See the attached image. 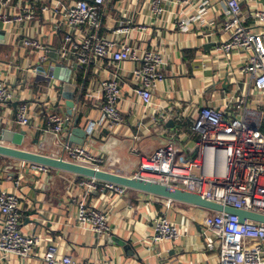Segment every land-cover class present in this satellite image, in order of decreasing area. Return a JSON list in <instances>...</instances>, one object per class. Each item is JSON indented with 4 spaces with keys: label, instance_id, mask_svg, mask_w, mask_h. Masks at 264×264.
<instances>
[{
    "label": "crops",
    "instance_id": "0c3cea01",
    "mask_svg": "<svg viewBox=\"0 0 264 264\" xmlns=\"http://www.w3.org/2000/svg\"><path fill=\"white\" fill-rule=\"evenodd\" d=\"M56 1L11 0L6 11L8 15H17L20 8L30 6L37 18L31 23L0 25V32H4L3 43H0V80L6 82L13 94V100L0 107V135L4 130L25 131L24 150L59 158L64 155V146L69 144L68 127L58 138L43 131L47 128L49 114L70 117L65 102L58 104L52 87L62 83L52 81L49 85L44 77L35 74L34 70L42 65L49 68L50 63L44 61L47 53L31 50L23 42L25 38H32L58 53L62 36L60 16L52 11ZM63 1L71 4L76 0ZM149 1L109 0L101 10L100 35L116 38L119 43L142 51H161L165 55L166 78L153 92L150 108L145 110L134 91L136 85L131 72L136 65L124 63L118 74L122 92L118 108L125 122L113 131L97 128L90 135V122L100 118L102 105L101 100L92 95H98L101 81L111 77L117 66L108 59L91 60L88 65L80 66L77 59L70 56L63 60L64 66L71 70L70 77L68 71L57 74V77H69L70 83L77 87L75 113L82 119L79 126L85 128L88 135L82 146L99 160L97 164L101 170L124 177H134L141 160L153 156L169 141L180 150L181 160L195 158L198 136L192 132V124L200 109L220 107L226 93L234 91L235 84L243 93L249 91L246 76L234 77L240 65L241 72V56L238 53L217 54L214 49L226 39L221 32L223 0H211L206 23L192 24L184 31L177 26L182 11L173 5V0L166 1L168 12L159 21L151 17ZM43 6L51 10L41 13ZM243 7L245 12L249 8H263L264 0H246ZM188 14L193 16L194 11ZM125 18H134L138 25L146 26H136L127 39L115 36L114 30ZM141 27L146 30L142 31ZM207 45L211 47L206 49ZM225 78L228 79L227 90L223 89ZM21 102L30 108L28 128L15 123L17 106ZM250 106L256 108L255 103ZM70 118L73 123L74 118ZM172 121L174 124H170ZM83 179L86 178L54 169L48 174H38L27 163L23 166L22 161L0 156V190L20 197L22 232L40 238L30 258L2 259L0 254V264H45L44 254L50 245L58 248L60 256L70 255L78 262L90 264H219V248L210 251L205 245L206 236L212 234L213 212L140 191L128 190L125 195L109 191L90 194L88 206L109 213L110 236H97L79 226L77 205L84 192L80 187ZM14 180H19L18 188ZM35 212L43 218L39 219ZM163 216L177 227L179 237L175 241L154 243L153 222ZM37 221L41 223L38 228L34 223ZM113 240L130 242L133 251L125 250Z\"/></svg>",
    "mask_w": 264,
    "mask_h": 264
},
{
    "label": "built area",
    "instance_id": "2783aa9c",
    "mask_svg": "<svg viewBox=\"0 0 264 264\" xmlns=\"http://www.w3.org/2000/svg\"><path fill=\"white\" fill-rule=\"evenodd\" d=\"M166 1H149L152 19L159 21L167 14ZM245 1H222L224 19L221 32L226 39L216 44L214 49L217 54L243 55L241 73L247 77L248 93L238 88L226 93L220 107L200 109L192 124V132L198 136L195 158L184 160L185 165L179 164L180 150L173 141H169L153 156L141 160L135 176L199 196L225 208L264 216V7L249 8L245 12ZM108 2L76 0L68 4L57 0L52 6L54 14L60 16L62 46L58 56L63 64V60L72 56L80 66L88 65L91 60L107 59L117 66L111 77L101 81L99 96L96 93L92 95V98H99L102 105L100 118L90 122V135L97 128L113 131L125 122L118 108L122 96L118 76L120 65H136L131 72L136 85L134 91L145 110L152 106L153 92L166 78L167 61L161 51H142L127 43H119L116 38L100 35L101 10ZM172 3L178 11H182L177 22L181 31L198 22L206 23V15L212 7L211 0H173ZM10 5L11 0H0V25L25 24L36 20L37 14L33 7H22L20 13L10 16L6 12ZM50 10V7L43 6L40 12L47 13ZM190 11H194L193 16H188ZM117 26L113 34L126 36L127 39L136 26L146 25H138L134 18H125ZM140 29L146 30L145 27ZM23 42L31 50L52 52L32 38H25ZM245 55L247 58H244ZM12 100V92L6 82L0 80V107ZM252 103L256 104V108L250 106ZM15 123L21 128L30 126L28 104L21 102L17 106ZM70 124V117L51 113L47 116V128L43 132L58 138L66 133ZM63 152L61 158L66 161L100 169L97 164L99 160L84 146L65 145ZM27 164L38 174L50 172L48 167ZM14 186H20L19 180H14ZM80 187L84 192L77 205L79 226L88 228L97 236H110L109 213L89 207L87 200L92 192L109 191L125 195L129 189L88 178L83 179ZM0 218L2 259L11 256L22 260L30 258L40 238L22 232L21 200L16 193L0 190ZM153 224L154 243L178 239L177 227L166 217L156 218ZM210 230L212 234L206 236L205 245L210 251L219 248V264H264V224L249 220L241 223L237 216L213 213ZM43 260L45 264H90L78 262L70 255L60 256L55 245L48 247Z\"/></svg>",
    "mask_w": 264,
    "mask_h": 264
},
{
    "label": "water",
    "instance_id": "95a60500",
    "mask_svg": "<svg viewBox=\"0 0 264 264\" xmlns=\"http://www.w3.org/2000/svg\"><path fill=\"white\" fill-rule=\"evenodd\" d=\"M4 40V32H0V43L2 44ZM211 45H207L206 49H209ZM50 63L49 68H45L44 65L36 68L35 74L41 75L45 79V83L51 85L52 81H59L62 84L57 85L53 84V91L56 94V98L58 100V104L61 101L65 102L66 107L68 108L67 113L70 117L74 118V122L68 126L67 134L69 146L78 145L82 146L88 135L85 128L79 126L82 119L80 116L76 115L75 107L77 105L74 102V94L77 90V87L70 83V74L71 70L67 69L64 64H60L59 56L57 51H53L46 54V61ZM68 71L69 77L64 78L63 76L58 75L60 72ZM223 89H228V79L225 78L223 80ZM82 95L79 98L81 99ZM174 124V122H170V124ZM169 125V124H168ZM27 133L25 131L15 132L11 130H4L0 135V156L22 161L24 163H31L35 165H41L44 167H48L50 169L63 171L71 174H75L80 177L95 179L97 181L111 183L115 185H119L121 187L127 188L129 190H136L143 193H147L156 197H160L163 199H167L174 202H179L183 204H187L193 207L201 208L213 213H225L233 216H237L241 223H244L246 220L253 221L256 223L264 224V216L258 215L251 212H246L242 210H237L233 208H225L219 204L211 203L203 198L180 191L177 189H173L152 181H148L145 179L134 177H124L121 175L113 174L106 172L101 169H95L92 167H86L82 165H78L69 161L64 160L59 157H51L48 155H43L40 153H34L30 151L24 150L23 143L25 140ZM8 143V145L4 144ZM34 215H37L39 219H42V215L35 212ZM36 227L41 226L39 221L34 222ZM116 244L123 247L125 250L131 249L133 251V246L130 242L113 240Z\"/></svg>",
    "mask_w": 264,
    "mask_h": 264
},
{
    "label": "rangeland",
    "instance_id": "374dc122",
    "mask_svg": "<svg viewBox=\"0 0 264 264\" xmlns=\"http://www.w3.org/2000/svg\"><path fill=\"white\" fill-rule=\"evenodd\" d=\"M209 14V13H208ZM240 56H243V55H239V57ZM244 58H247V55H245L244 56ZM239 59V58H238ZM241 59H242V57H241ZM241 59H239V61H241ZM240 64H242V66H243V61H242V63L240 62ZM239 64V65H240ZM240 67H241V65L235 70V75H234V77H235V79H240L241 78V76H243L242 74H240L241 72H240ZM224 71V70H223ZM235 83H233V85H234ZM236 85L237 84H235L234 86H233V89L234 90H236ZM253 107H255V105H253ZM179 164H181V165H185L186 163L184 162V160L182 159V160H179V162H178Z\"/></svg>",
    "mask_w": 264,
    "mask_h": 264
}]
</instances>
